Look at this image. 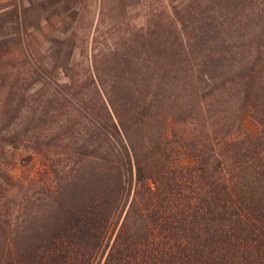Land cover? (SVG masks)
<instances>
[{"label": "trees", "instance_id": "obj_1", "mask_svg": "<svg viewBox=\"0 0 264 264\" xmlns=\"http://www.w3.org/2000/svg\"><path fill=\"white\" fill-rule=\"evenodd\" d=\"M180 22L183 28L174 29L170 41L174 46L169 48L167 37L148 31L147 44L163 39L164 46L158 44L149 54L93 55L92 81L98 92L105 93L100 99L113 133L114 153L113 158L97 162L92 178L77 170L53 184L42 203V197L31 199L26 191L18 201L7 196L4 186L12 178L2 174L0 264H94L96 258L95 264H264V130L258 143L262 155L249 161L213 153L202 158L204 152L197 148L200 137L191 139L197 157L191 167L174 168L168 158L137 157L133 134L149 123V111L156 104L171 111L175 107L168 100L170 94L160 93L168 87V67L147 61L154 52L174 57V100L188 93L195 100L194 105L187 101L176 105L175 115L194 118L203 128L217 122L207 107L210 102L200 95V83L211 85L223 76L220 61L234 59L235 53L217 45L233 36L228 38L229 33L223 35L216 27H192L189 32L184 20ZM263 34L257 35L259 43L264 42ZM261 49L258 44L249 52L250 65L241 64L229 82L231 88L242 87L241 108L251 105L256 78L259 87L264 83ZM191 57L199 58V63H192ZM105 73L115 76L107 78ZM133 73L139 78L131 77ZM184 77L190 81L185 83ZM216 87L209 94L216 95ZM15 96L23 101L21 94L0 96V123L16 117L10 107L4 108L19 103ZM261 122L264 125V118ZM4 126H0V153L20 139L15 131L3 132ZM202 137L209 141L207 134Z\"/></svg>", "mask_w": 264, "mask_h": 264}, {"label": "rangeland", "instance_id": "obj_2", "mask_svg": "<svg viewBox=\"0 0 264 264\" xmlns=\"http://www.w3.org/2000/svg\"><path fill=\"white\" fill-rule=\"evenodd\" d=\"M181 19L189 32L192 27H216L223 35L229 33L228 38L233 36L225 45H217L235 53L234 59L220 61L223 76L211 85L200 83V95L210 102L207 107L217 122L203 128L194 118L175 115L176 105L186 101L194 105L195 100L189 93L174 100V57L154 52L147 61L154 67H168V87L160 93L170 94L173 99L168 100L175 107L171 111L156 104L149 111V123L133 134L137 157L168 158L174 168L191 167L197 163L191 139L199 137L202 158L213 153L218 158L249 161L262 155L258 143L264 130V83L259 87L256 78L253 87L259 91H251V105L241 108L242 87L231 88L229 82L241 64L250 65L249 52L258 44L264 53V42L257 41V35L264 33V0H0V80L4 79L0 96H24L23 101L15 96L16 106L4 107H10L16 117L0 123L6 126L3 132L20 135L16 145L0 153V178L3 173L12 178L4 186L7 196L18 201L26 191L31 199L42 197L43 203L59 179L77 170L92 178L97 162L113 158V133L100 99L105 93L98 92L92 81L93 55L152 52L163 39L147 44L148 31L167 37L168 48L174 46L172 32L183 28ZM191 62L199 63V58L191 57ZM221 81H226V87ZM214 87L218 89L213 96L209 92ZM206 134L209 141L202 137Z\"/></svg>", "mask_w": 264, "mask_h": 264}]
</instances>
